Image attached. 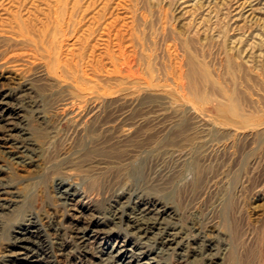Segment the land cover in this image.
I'll return each instance as SVG.
<instances>
[{
	"label": "rangeland",
	"instance_id": "1",
	"mask_svg": "<svg viewBox=\"0 0 264 264\" xmlns=\"http://www.w3.org/2000/svg\"><path fill=\"white\" fill-rule=\"evenodd\" d=\"M127 24L136 26V30L135 27L132 28L134 37L136 36V58L146 62V57H151L149 60L152 66L158 69L172 60L173 55L169 56V53L177 51L179 60L185 61V44H188V41L190 46L193 45L191 48L196 50L190 48V53L193 54L190 56L195 55L207 66L208 71L220 80H228V77L222 74L228 69L229 63L238 67L236 72L240 79L233 82L230 89L238 95L237 108L241 107L239 113L247 116L250 119L249 125L256 128L252 135L244 139L218 132L211 120L220 121L226 104L211 93H206L209 99L203 104L204 112L202 111L195 120V126L190 125L192 123L185 115H180L175 127L173 124L172 127L165 125L166 117L165 122L153 124L150 116L153 114L152 106L156 100L151 96L140 97L136 112L131 116H135L136 120L144 118L143 124L136 123V128L130 129V139L121 144L119 142L98 146L104 144L111 135L114 136L119 126L124 131L129 128L120 120L121 115L128 109V104L121 102L115 105V96L111 95L114 91L110 89L103 92L105 96H100L92 93L95 88H85L84 93L89 96L85 98L86 105L83 102L80 106L86 107L80 109L77 116L64 118L73 111L70 106L62 107L66 102L70 104L71 101L68 100L73 97L69 96L71 92L67 91L72 90L70 82L65 83L68 80L65 73L59 72L52 77L49 76L51 72H46V59L41 56L47 48L42 43L50 40V32L53 35L60 27L59 31L64 30L60 31L57 39L60 44L58 46L64 51L57 49L60 56L66 58L69 53L66 58L69 63L66 64L72 63L74 66L70 67H75L76 63L79 70L86 71V61L91 59L90 52L95 55L97 53L99 60L105 55L102 61L108 64L105 57L109 50L105 52L101 46L106 40V29L109 28L112 33ZM0 35V92L13 95L10 103L13 108L18 102L24 103L21 115L26 116L24 124L27 127L22 123L19 126L26 129L28 140L34 142L37 147V152L28 154L35 159V165H18L15 158L21 154L14 149H7L9 144L4 145L2 142V139L6 138L5 130L0 129V264H98L101 243L108 242L107 252L123 240L114 227L121 225L125 230V222L120 225L117 221L114 223L115 220L111 218L113 207L108 200L113 192L122 186L121 173L131 168V165L137 167L145 163L143 168H140V172L145 175V181L142 174L141 181L138 180L140 183H146L144 187L148 192L155 187L157 190L161 189L164 178L158 176L156 180V177L153 178L149 173L148 167H151L149 165L152 160L168 147L178 148V145L188 144L192 148L202 150L204 144L195 139L201 130L207 140L212 142L210 158L205 162H198L199 166L196 162L198 168L193 175L183 180L184 183L175 181L177 188L169 200L182 214L185 224H199L212 236L217 247L212 249L213 259L210 257L193 261L190 258L164 255L161 257L163 259L157 258V264H190L192 261L197 262L194 264H264V132L259 131L262 125L261 129H264V0H0ZM20 35L31 41L40 38L41 42L37 40L40 42L39 51L31 49L21 41ZM42 46L46 50H42ZM104 52L107 54H102ZM82 57L83 61L80 59ZM26 88H29L28 91ZM105 98L111 100L107 102L109 105H106L108 107L99 122L97 120V123H92L91 120L85 119L77 121L78 116L84 117L88 112L92 102L100 103ZM78 101L74 97V109L78 106ZM144 107L145 109H142ZM147 107L150 110L146 109ZM40 111L48 116L46 123L36 120V112ZM165 113L162 112L164 116L169 115ZM82 121L83 123L79 124ZM101 122H107L111 129L108 132L99 130L98 124ZM78 128L87 130V134L93 133V143L95 140L96 142L91 148L82 150L80 147L82 138L77 137ZM130 149L136 150V156L127 160V152ZM48 163L52 165L49 166ZM124 164L126 165L122 167ZM69 174L76 176L75 188L78 193L76 201L71 205L64 204L59 198L57 186L58 180L63 177L65 179ZM138 180L136 178V181ZM154 181L160 183L154 185ZM130 183H127L128 187L132 185L131 181ZM2 189L7 194L4 195ZM15 195H18L20 203L22 202L17 205L23 204L19 215L22 217L24 214H30L24 223L27 233H24L26 243L23 245L17 241V226H14L6 212L1 210L5 201H12ZM224 204L226 213L223 210ZM100 209H106L108 215L105 219L96 214H101ZM28 220L32 221L31 225ZM113 224L116 225L112 226ZM88 227H98L104 232L83 250L77 245V237L79 232ZM87 233L88 236H94L92 230ZM116 240L118 243H115ZM150 242L143 245H148L155 252L159 246H153ZM130 243L132 242L129 241L127 247L131 246ZM141 247L145 252V246Z\"/></svg>",
	"mask_w": 264,
	"mask_h": 264
},
{
	"label": "bare ground",
	"instance_id": "2",
	"mask_svg": "<svg viewBox=\"0 0 264 264\" xmlns=\"http://www.w3.org/2000/svg\"><path fill=\"white\" fill-rule=\"evenodd\" d=\"M63 16H65V15H63ZM131 23L133 24L135 22H131ZM130 25L129 24L124 25V28H122L121 30L115 29L114 32H112V33L109 31V28L106 29V40L104 41L105 42L104 45H101V46H103L102 48H104L103 50L105 52L107 50H109V52L107 51L108 54L105 52L102 53V54H107V57H105V59L108 60V64H106L107 62L104 64V62L102 61V59L105 55L104 56L101 55L103 57H102V59L100 58V60H99V58L96 57L97 53L95 55L93 52H90L89 54L91 56H89V54H88V56L91 57V59L90 60L88 59L89 61H86V63L88 62L87 63V65H88L87 69H85L86 71L79 70L76 63H75L76 69H75V67H73L74 65L72 63H70V65L66 64V62H67L66 58H67V56L70 55L69 53H68L69 55L68 54L66 55V53H65L66 58L65 57L63 58L60 56L61 54H59V52H58V50L60 48L58 45H60V44L57 43L58 42L57 39H59L58 37L60 36L59 35L60 31L63 32L64 30L62 31L60 29V31H59L60 27H58V30H55L53 35H51L52 32H50L51 34L49 33L50 36H52V38L50 39L51 41L48 39V41L45 42V44L42 43V45H46V48H47V50H46V48L44 49V47L42 46L43 47L42 50H46V51H43V52H45V54H43L41 56L42 59L43 58L46 59V61L44 60L46 63V67H47L46 72H49V73L51 72V74H49V76L50 75L56 76L57 75L56 73H59V72H62L61 74L65 73L66 77H67L66 80L68 79L67 81H65V83L69 81L70 82L69 84H70L71 89H72V90H70V89L67 90V91L71 92V93H69L71 95H69V94L68 95L73 96L72 98H70V100H68V101H71V102H69L70 104H68V102H66L64 100V102H66V103H64L62 105V107L64 106L63 108H65L66 106H70L69 108L70 109L72 108L73 111H72V114L70 113V115H69V113H68V115H65L64 118H67V117L71 118V117H73V115L77 116L80 109H82L86 105L85 98H87L89 96V94L84 93L86 90L85 88L90 87V86L95 88V91H93L92 93L93 94L96 93V95H100V96H105V95H103L105 93V91L107 92V90L109 91V89H110V91H114L111 95L115 96V97H113L115 105H116V103H121V102H123L124 105H126L125 103L128 104L127 105L128 107L126 106V109L127 108L128 109L121 115L120 120L123 121L124 126L128 125L129 128L126 129V131H124V130H122L123 128H121L119 126L118 131L116 132V134L114 136L111 135L109 137V139H107L105 141V143L102 141L104 144L101 143V144H98V146L99 145L108 146V145L119 143V142L121 144V143H124V141L130 137V134H131L130 129L136 128V123L139 125H140V123L143 124L142 121L144 118L140 117V118H138V120H136L135 116L134 117L131 116V114L133 112H136V107L138 105V101L139 100L141 101L140 97H143V96H145V97L149 96L150 97L151 96V98L156 100L155 104L152 106L153 114L150 116V118H152V120H153L152 121L153 124H154V122H160V123L165 122V119L167 118L166 119L167 123H165V125L171 126L173 124L175 127L177 125L176 124L177 121L180 118V115H185L187 117L186 119L189 120L190 123H192L190 125L195 126V123H196L195 120L198 119L199 115L203 111L202 110V108L204 106L203 104L206 103V101L209 99V97H207L208 95L206 93H208V94L211 93L213 97L216 96V97L222 99V101H224V103L226 104V106H225L226 110H224L222 112V115L220 116V121L216 120V119H214V120L212 119V118H215L216 116L211 118L213 126L216 127L217 130H219L218 132H221L222 134H227V135H231V134L237 135V136H239V138H244V139L247 137H250L252 135L253 131H255L256 128H254V126L251 127L249 125L248 122L250 121V119L247 116L239 113V111H241V110H239L241 107L239 106V109L237 108L238 107L237 103L239 102L238 95L230 89V86H232L231 84L233 82H237L240 79V77H237L238 72H236L238 67L233 66L232 63H229L228 69L224 70V72L222 74V76H224V74H225V76L228 77V80H226V78H225V80H220V78H218L217 76L215 77V75H213L211 72H209L207 69V66L202 61H199V59H197L195 55L190 56V55H193L190 53V48L193 45L190 46V43L188 41V44H187V42L185 44V47L187 50V55L185 56V58H186L185 61L179 60V56L177 55L178 54L177 51H176V53L175 52L172 54L169 53L168 54L169 56L173 55L172 56L173 61L172 60L169 61L168 65H164V66L162 65L163 67L158 69L155 66H152V63L149 60V59H151V57H146L147 58L146 62H144L143 59H141V58L140 59L136 58V38H135L136 36L134 37L133 29H132L133 27H135V30H136V26L131 27L132 25L131 26ZM129 26L131 28H129ZM54 28L55 27H53V29ZM26 31H27V29H26ZM73 31H75V30H73ZM36 33H38V32H36ZM24 34H26V32ZM21 35H22V33H21ZM61 35H63V34H61ZM39 36H41V35H39ZM48 36L49 35H47V37L46 36L45 37L48 38ZM32 38H34V37H32ZM46 38H44V39H46ZM37 40L38 39H36V41L32 39V41H31V40L26 39L25 37L21 36V41L26 43L27 46H30V48L34 49L35 51H39V44L42 41V40H40V38H39L40 42H38L39 40L38 41ZM61 42H63V41H61ZM63 44L64 43H61V45H63ZM109 46H110V48H109ZM193 48H191V49L195 50ZM61 50H60V53L63 51V50L62 51ZM102 51L100 50V52H102ZM36 54H37V52H36ZM65 55H63V56H65ZM97 56H99V55H97ZM72 57H73V55H72ZM79 57H81V56H79ZM198 57H199V55H198ZM83 58L84 57H82L80 59L82 60ZM142 58H144V57H142ZM70 59H71V57H70ZM154 60H155V58H154ZM152 61H153V59H152ZM67 63H69V62H67ZM71 65H73V66L70 67ZM233 73H235L236 75H233ZM63 76L65 77V75H63ZM232 77H233V79H232ZM62 79H63V77H62ZM228 81H229V83H228ZM28 89L29 88H26L27 91H28ZM12 96L10 94H3L0 92V126H2V127H0V129L1 130L4 129L5 133H6V138L2 139V142L4 145L9 144L7 149H11V151L14 149L15 151H18V153L21 154V156H17L15 158L16 164L24 165V166L25 165H31L36 161H34L35 159H33V157H31V155H28V154L31 152L32 153L37 152V147L35 146L34 142H31L30 140H28V132L26 131V129L20 128V126H19V125H21V123L24 124V122H25L24 118L26 116L23 117L21 115L24 103L18 102V105L17 106L15 105L13 108V106H10ZM100 96H97V97H100ZM27 97H28V95H27ZM74 97H75L76 101L79 100L78 102H76L77 103L76 105H78L77 107H75L76 109L73 108L75 106V104L73 102ZM99 99H101V98H99ZM26 100H27V98H26ZM31 100H33V99H31ZM109 100H111V99L105 98L104 101L100 102V103L95 102V101L94 102L91 101L92 106L89 105V107L90 106L91 107L88 110V112L84 115V117H82L79 114L80 116H78L77 121L79 122V120L85 119V121L91 120L92 123L93 122L95 123L97 120L99 122L100 121L99 118L102 116L105 109L108 107L106 105L107 104L109 105V103H107ZM100 101H102V100H100ZM83 102L85 103V105L80 106V104H82ZM91 102H90V104H91ZM29 103H31V102H29ZM29 103H27V105ZM33 103H35V101ZM40 103H42V102H40ZM153 103H151V105ZM38 105H39V101H38ZM28 109H30V107ZM36 109H38V107ZM142 109H145V107ZM146 109H149V108L147 107ZM38 111H39V109H38ZM44 111H46V110H44ZM43 112H41V111L36 112V115H35L36 120L39 121L40 123H46L47 122L48 116H46L45 113H43ZM162 112H166L169 115L167 114L168 116H164L163 115L164 113L162 114ZM62 115H64V114H62ZM207 117H210V116L207 115ZM182 118H183V116H182ZM208 119H210V118H208ZM81 123H83V121L80 122L79 124H81ZM115 125H113V126L115 127ZM188 125H189V123H188ZM24 126H25V124H24ZM26 127L27 126H25V128ZM110 127H111V125H109L107 122H101L100 124H98V129L99 130H105V132H108L109 129H111ZM262 127H263V125L260 126V128H259L260 132L263 130L261 133L264 132V129H261ZM86 131H84V129H82V128H78L79 136H77V137L82 138L81 139L82 140L81 145L80 144H78V145H80L82 150H87V149L91 148L90 146H92L96 142V140H95V142L93 143V139H92L93 133L87 134ZM196 131H198V130H196ZM183 133H185V132H183ZM181 134H182V132H181ZM178 135H180V134H178ZM181 136H179V138ZM183 138H185V137H183ZM190 138H193V136H191ZM195 139H197L198 142H202L204 144V148L202 150H201V148L200 149L199 148L196 149L195 147L192 148L188 144L187 145L183 144L181 146L178 145L179 146L178 148H176L175 146L174 147H168L166 149L163 148L164 150L161 153L159 152V154L157 156L155 155L156 158L153 159L151 162V165H149L151 167L147 166L148 168H150L149 173L152 174V177L154 176L153 178L156 177V180H157L158 176L159 177L161 176L164 178L163 180L165 182L164 183L162 182L163 184H162V186L160 185L161 189H159L160 188L159 187L158 188L159 190H157V187H155L156 190H154L155 188H153L152 190L149 189L150 192H148L147 189L144 187V186H146V183L145 182H144L145 184L140 183V181L142 179L141 174L143 173L142 171H141L142 173L140 172V168L145 163L143 165L140 164L141 166H137V167L135 165H131V168L129 167L128 169H126L123 172L121 171L123 173V174L121 173V175H120V179H121L120 181L122 183V186H120L116 191L114 190L115 192H113V195L110 196L109 197L110 199H108V200H110L111 205H112L111 207H113V212H112L111 218H112V220L113 219L115 220L114 223H116V221H117L118 224L120 225V223L123 224V222H125V230H123L122 227H120L121 225L119 227L115 226L116 224L112 225V226H115L114 228H115L116 233H118V236L122 237L123 240L121 241V243L119 245H115L111 249V251H107V252H106V246L108 245V242L105 241V242L101 243V246H99L98 264H155V263L157 264V261H156L157 258H159V257L161 258L164 255H172V257L174 255V256L180 257L181 259L190 258L193 261H196V260L199 261L200 258H202V260L206 259V258H210V257L212 258V256H213L212 255V249L214 248V246H216L213 242L212 236L208 235L206 233L205 229L200 227L199 224H197V223H192L191 225L185 224V222L182 220L183 219L182 214H180L178 212L176 207L174 208V206L171 204V201L169 200L170 195L177 188L176 184L178 183V181L183 182V180L187 179V177H189V175H193V172L195 171V169L198 168L195 163L196 162L198 163L201 161L205 162L211 154L212 144L210 145V143H212V142H209L207 140L206 135L204 134L203 130H201V132L197 136H195ZM193 140H191V141H193ZM187 141H189V140H187ZM178 142L181 143L180 141H178ZM184 142L185 141L183 139L182 143H184ZM79 151H76V152L79 153ZM128 151L129 152H127L128 153V157H127L128 159L127 160L132 159L133 157L136 156V150L135 149H133V150L130 149ZM159 151H160V149H159ZM35 155L37 156V154H35ZM39 157H40V155H39ZM65 161H67V160H65ZM70 163H72V162H70ZM76 163H77V161H76ZM35 164L36 163H34V165ZM50 164L48 163L49 166H50ZM103 164H105V163H102V165ZM59 165H60V163H59ZM125 165L126 164L121 165V166L123 167ZM198 166H199V163H198ZM46 167H47V165H46ZM118 167L120 168V165ZM67 172H70V171L67 170ZM144 177H145V175H143V179H144ZM75 178H76L75 175L69 174L68 177H66L65 179L63 177V178L59 179L57 182V186L59 189L58 193L60 195V196L59 195L58 196L64 202V204L70 203V205H71L73 202L76 201V199L78 197V193H77V190L75 188L76 187L75 182H77V181H75ZM136 178H137V180L140 179V181L139 180L136 181ZM129 180L132 182V185H131L132 187L131 186L128 187L129 185L127 183H130ZM148 180H149V178H148ZM120 181H118V182L120 183ZM143 181H145V179ZM150 181H151V179H150ZM175 181H177V183ZM156 182L154 183V185L159 184L161 181L159 183H156ZM174 183H176V184H174ZM147 186H148V182H147ZM149 186H150V184H149ZM141 187H142V191H140ZM136 188H140V189L137 190ZM143 189H145L146 191H144ZM3 194L5 195L7 193L4 191ZM1 198H3V197H1ZM11 200L12 201L8 200V202L5 201V203L1 206V208H2L1 210H4L6 212V214L8 215V217H10L9 219L11 221H13L14 226H17L18 231H19V233L17 234V236H18L17 241L19 240L20 244L23 245L26 243L25 238H23L26 235L24 233H27L25 228H24V223L27 221L26 219H27V217H29L30 214L29 215L24 214L22 217L19 215V213L22 212L21 208H22L23 204L21 206L17 205L18 203H20V197L18 195H15L13 197V199H11ZM101 210H102V212H101ZM105 210L106 209H104V210L100 209L101 214L100 213H96V214H99L100 216H102L105 219L108 215L105 212ZM108 210H109V208H108ZM223 210H224V213H226V205L225 204L223 205ZM90 214H92V213H90ZM28 222L30 225L32 224L31 220H28ZM89 230H92V233H94V236H91V235L88 236L87 235L88 234L87 232ZM81 232H79L80 235L78 234V237L76 235H74V236H76L77 241H79L77 245H80V247L83 250H85L87 248L86 246H88V244H90V243L95 242V240H97L99 238L98 236L99 235L101 236L104 231H103V229H100L98 227L96 229H90L88 227L87 229H84L82 233ZM75 234H77V233H75ZM29 238H30V236H29ZM129 241L132 243H130L131 246L127 247V244L129 243ZM148 241H151L153 246L154 245L159 246L155 250V252H153L152 248H149L148 245H143V244L147 243ZM116 242H117V240L115 241V243ZM141 246H145V249H146L145 252L142 251ZM19 249L24 250L26 248H19ZM19 255H21V254H19ZM161 259H163V258H161ZM236 261H237V259H236ZM194 263H197V262H194ZM194 263H192V264H194ZM200 263H202V262H200ZM208 263H210V262L208 261Z\"/></svg>",
	"mask_w": 264,
	"mask_h": 264
}]
</instances>
